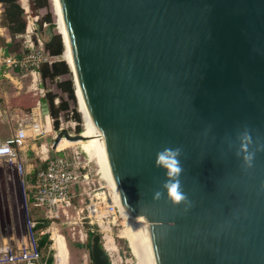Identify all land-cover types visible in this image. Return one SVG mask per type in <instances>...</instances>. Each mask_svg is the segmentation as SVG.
<instances>
[{"label": "water", "instance_id": "95a60500", "mask_svg": "<svg viewBox=\"0 0 264 264\" xmlns=\"http://www.w3.org/2000/svg\"><path fill=\"white\" fill-rule=\"evenodd\" d=\"M59 4L105 168L152 264H264V0ZM58 26L44 41L66 47ZM245 129L250 168L236 154ZM63 138L87 139L62 128L54 149ZM164 147L182 149L186 203L153 199ZM90 250L111 264L99 234Z\"/></svg>", "mask_w": 264, "mask_h": 264}, {"label": "built area", "instance_id": "2783aa9c", "mask_svg": "<svg viewBox=\"0 0 264 264\" xmlns=\"http://www.w3.org/2000/svg\"><path fill=\"white\" fill-rule=\"evenodd\" d=\"M30 1L26 8L27 29L21 35L25 53L20 57L1 49V74L11 78L16 72L20 80L29 79L28 88L39 97L37 105L42 107L46 105L43 99L48 89L40 68L43 63L51 61V56L41 32L39 16L33 14ZM48 24L43 23V27ZM51 120L55 122L53 116ZM27 128V125L20 124L16 133L0 142V163L16 165L22 175L27 172L21 160V151L28 140ZM31 128L36 138L48 133V128L40 123L34 122ZM56 136L57 131L47 151L41 149L37 153L45 166L35 173L30 186V203L34 208L42 209L43 214L34 219L27 213L23 242L0 243V264H70L69 256L63 259L59 255L55 235L61 236L66 245L68 239L83 245L86 251L82 263L94 264L89 248L94 234L100 235L101 246L110 263L122 264L113 234L114 228L123 224L124 216L115 202V192L111 195L108 181V185H104L102 177L96 179L99 169L93 167V159L86 152L54 149ZM43 237H48L46 252L40 246Z\"/></svg>", "mask_w": 264, "mask_h": 264}, {"label": "rangeland", "instance_id": "374dc122", "mask_svg": "<svg viewBox=\"0 0 264 264\" xmlns=\"http://www.w3.org/2000/svg\"><path fill=\"white\" fill-rule=\"evenodd\" d=\"M34 12L37 13L35 15L39 16L40 22L45 23L43 19L47 14L52 15L53 21L57 20V15L53 0H48L47 7L37 9ZM41 30H42L41 31L42 34L45 37V28ZM65 51L66 49H64L63 55L61 57L60 56L54 57L50 55L51 56L50 62L59 59L65 60L66 59ZM65 61L67 62V60ZM68 65L70 67L69 63ZM71 79L73 81L75 100L71 99L68 96L67 92H64L58 86V81L71 80ZM44 83L48 91H52L58 95L57 99L55 100L57 105H59L61 101L69 102V109L63 110L59 113V117H58L59 129H57L56 131H59L63 127V128H67L71 133H82L84 131L85 118L83 112L80 110V105L76 94L75 76L73 71L71 70V67H70V74L61 75L53 81L47 80ZM44 103L49 107V104L47 102ZM75 111H77L80 114L81 122H78L75 119L74 117ZM53 118L55 119L54 122L55 124L56 118L55 117ZM77 127H80V131H77ZM65 148L70 151L71 149H76L84 152L80 144L70 145ZM31 157H35V156L31 155ZM36 160L38 162V165L36 166L37 167L36 170H38L39 166L41 167V161L39 158H36ZM92 165L96 169H99V166L97 164V159L95 158L93 159ZM36 170L34 169L32 173L22 175L18 171L16 165L7 164L4 162L0 163V243L2 244L23 242L26 236L27 213L32 217H35V215L41 216L43 214V210L34 208L30 203V199H29V194L31 189L30 186L33 183L34 172H36ZM101 176L102 174L99 173V175L96 176V179L100 180ZM107 181L109 182V180H107L105 177H102V183L104 185H108ZM108 187L112 192L111 195H113L114 194L113 187L111 185L110 186L108 185ZM125 221L126 218L124 217L123 224L114 228L113 235L115 237V242L119 248V252L122 257V264H137L138 263L137 256L135 255L133 249L131 248L129 240L122 234V230H124L125 227ZM68 243L73 254V258H72L73 261L70 264H82V259L80 258L81 250L75 249L76 246L72 244L69 239H68Z\"/></svg>", "mask_w": 264, "mask_h": 264}, {"label": "crops", "instance_id": "0c3cea01", "mask_svg": "<svg viewBox=\"0 0 264 264\" xmlns=\"http://www.w3.org/2000/svg\"><path fill=\"white\" fill-rule=\"evenodd\" d=\"M20 2L22 7L26 11V8H28L29 5L27 3L28 1L25 2L24 0H20ZM3 13L4 4L3 2H0V52L1 49H5L4 43L12 41L13 38L9 28L6 26V24H3ZM21 35V33L17 34V38H21ZM1 70L2 66L0 64V142L16 133L20 124L27 125L28 140L21 151V160L26 167V174H29L37 168L36 166L38 165V162L36 158H39L37 156V153L41 149L42 151L45 150L43 148H46L47 151V148H49L53 143V139L56 135L57 129L55 128L54 122H52L51 120L52 114L47 105L40 107L36 104V106L32 107L30 110H25L20 105L11 104L12 99L24 95L25 93L31 92L28 88L30 80H20L16 72L14 75H12L11 78H5L4 76H2ZM34 122L40 123L43 126L47 127L48 133L41 138H36L31 128V125ZM41 145H43V148L40 147ZM50 152L52 154L54 153L53 150H50ZM31 155H34L35 157H31ZM44 166L45 163L41 161V167L39 166L38 170L43 168ZM38 170H36V172ZM36 172H34V176ZM39 217V215H35V217L32 218L38 219ZM67 246L69 261L70 263H72V250L69 246V243ZM85 251L86 249L83 246L80 251L81 259Z\"/></svg>", "mask_w": 264, "mask_h": 264}, {"label": "trees", "instance_id": "16d2710c", "mask_svg": "<svg viewBox=\"0 0 264 264\" xmlns=\"http://www.w3.org/2000/svg\"><path fill=\"white\" fill-rule=\"evenodd\" d=\"M4 4V13H3V24L9 28L13 38L10 42H5V49L7 54H15L17 56H23L25 53V49L23 47V42L21 38H17V34L25 33L28 25V17L26 14L25 9L22 7L20 0H0ZM54 3V0H53ZM48 6V0H34L30 1V7L33 14H37L34 11L43 7ZM55 7V3H54ZM57 15V14H56ZM58 19V16H57ZM44 22L51 23L52 15L47 14L44 19ZM57 21V20H56ZM40 27L43 29V22H40ZM42 31V30H41ZM46 48L49 51L51 56H62L64 49L63 44V37L61 34H56L53 39L46 42ZM41 76L43 78V83L47 80H55L61 75L70 74V67L68 63L63 60H55L53 62H45L42 64L41 68ZM45 85V83H44ZM58 86L64 91L67 92L68 96L75 100V92L73 87V81L71 80H61L58 81ZM58 95L52 91H48L47 96L43 99L44 102L49 104V109L53 117L56 118L55 128L59 129V113L63 110L69 109V102L68 101H61L59 105L56 104L55 100L57 99ZM78 98V97H77ZM39 97L34 95L32 92L25 93L17 98L12 100L13 105H20L25 110H30L32 107L36 106ZM79 102V101H78ZM75 119L78 122H81L80 114L75 111ZM77 131H80V127H77ZM71 241V240H70ZM47 242L48 237H43L40 241V246L44 251H47ZM76 247L75 249L81 250L83 245L78 243H73ZM91 244L89 245V248Z\"/></svg>", "mask_w": 264, "mask_h": 264}, {"label": "bare ground", "instance_id": "6f19581e", "mask_svg": "<svg viewBox=\"0 0 264 264\" xmlns=\"http://www.w3.org/2000/svg\"><path fill=\"white\" fill-rule=\"evenodd\" d=\"M24 1L27 2L28 0H24ZM54 3H55L56 14L58 16V19H57V22L59 25L58 31H60L64 35V38L66 41V51H65L66 60L68 61V63L71 65L73 69L72 71L75 76V85H76V91H77V96L79 100L80 110L83 112L84 118H85L84 131L82 133L84 136L87 137L86 140H81L78 142H72L69 139L63 138L57 147L59 149H62L70 145L80 144L84 152H86V154H88L92 159L94 158L97 159V164L99 166V172L100 174H102L101 177H105L107 180H109L110 185L113 187L114 192H115L114 194L115 202L119 205L120 209L124 213V217L126 218L125 227H124V230H122V234L129 240L130 246L133 249L135 255L137 256V259H138L137 264H152L151 259L148 255V252L145 248V245L140 237V234L135 227L134 221L132 217L130 216L129 212L127 211V209L125 208V206L123 205L118 189L116 185L113 183V181L110 179L108 172L105 168L100 143L90 126L88 115L86 113L83 100L81 97L80 88L77 83L76 73H75L71 51H70V47L68 43L67 33H66V29L64 26V21H63L61 9H60L59 0H54ZM43 149H45L43 150L45 152L46 148H43ZM55 239H56V245L58 248L59 255L63 259H66L68 256V248H67L68 246L65 244V241L63 240L61 236L55 235Z\"/></svg>", "mask_w": 264, "mask_h": 264}, {"label": "clouds", "instance_id": "9594fccd", "mask_svg": "<svg viewBox=\"0 0 264 264\" xmlns=\"http://www.w3.org/2000/svg\"><path fill=\"white\" fill-rule=\"evenodd\" d=\"M240 142V148L237 156L242 155L243 164L250 168L253 161V153L249 152V145L252 143L251 136L247 129L240 132L237 136ZM182 149L180 147H164L156 153L155 167L164 170L165 181L162 184L161 191L154 193L153 199L159 200L165 193L168 201L173 205L186 203L187 198L182 191L180 176L183 172L181 164Z\"/></svg>", "mask_w": 264, "mask_h": 264}]
</instances>
